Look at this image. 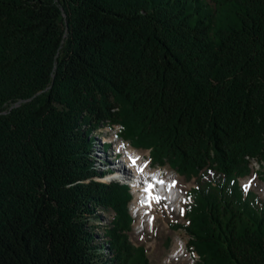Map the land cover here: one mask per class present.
<instances>
[{
	"label": "trees",
	"instance_id": "16d2710c",
	"mask_svg": "<svg viewBox=\"0 0 264 264\" xmlns=\"http://www.w3.org/2000/svg\"><path fill=\"white\" fill-rule=\"evenodd\" d=\"M116 124L194 181L172 225L198 264H264L239 180L264 163V0H0V264H150L93 160Z\"/></svg>",
	"mask_w": 264,
	"mask_h": 264
},
{
	"label": "rangeland",
	"instance_id": "374dc122",
	"mask_svg": "<svg viewBox=\"0 0 264 264\" xmlns=\"http://www.w3.org/2000/svg\"><path fill=\"white\" fill-rule=\"evenodd\" d=\"M122 130L121 124L114 126H105L94 133L93 144V160L95 166L100 171L105 172V176L109 172H113L118 167H121V151L114 148V143L121 140L125 145H131L133 148L143 151L144 159L150 161L152 168L161 171L163 175H168L176 181V185L169 193L159 195L160 199L156 203L155 211L158 215L153 219L149 212L151 208L149 204H143L146 208L144 217L137 225L138 214L131 211V202L134 197L133 190L128 181H124L118 177L113 179L121 183L129 184L132 191V198L129 202V211L133 216L132 227L128 231V236L134 245H143L146 249L147 257L150 264H198V255L192 252L188 246L189 234L183 228H176L172 223H185V206L191 201L188 191L194 186L193 180H187L185 177L175 171L169 164L161 165L151 162L150 149H143L134 146L129 140L123 139L119 132ZM109 144L106 146V144ZM148 151V152H146ZM105 179V178H103ZM240 183L245 186L251 181L248 189H254L264 197V163L262 161L251 160V172L246 176L240 177ZM114 215L113 211H103L101 218L92 220L96 226V232L100 235L106 222ZM102 219V220H101ZM101 220V221H100ZM158 228V229H157ZM101 238V237H100ZM175 238H178L183 243V253L171 256V249ZM99 240V239H98ZM191 258V259H190ZM185 259V260H184Z\"/></svg>",
	"mask_w": 264,
	"mask_h": 264
},
{
	"label": "bare ground",
	"instance_id": "6f19581e",
	"mask_svg": "<svg viewBox=\"0 0 264 264\" xmlns=\"http://www.w3.org/2000/svg\"><path fill=\"white\" fill-rule=\"evenodd\" d=\"M114 148L120 150L121 153V167H118L113 172H109L104 180H110L114 177H118L123 179L124 181H128L131 185V188L134 193L133 200L131 202V211L133 213L138 214L137 225L139 226L140 221L144 217L146 208L143 207L141 200L149 195V193H145L144 189L149 185H152L150 188L151 196H158L162 193H169L170 190L176 185V181L172 178H169L168 175H163L161 171H158L156 168H152L150 165L149 160L144 159L143 151L137 150L133 148L131 145H125L124 142L118 140L114 143ZM148 152V151H146ZM139 158L136 160V163L133 164L132 160L135 158ZM143 168L144 171L140 172L137 169ZM158 181H163V183H159ZM158 200H151L150 199V208H151V218H155L158 214L155 211L156 203ZM158 229V228H157ZM183 243L178 239L175 238L174 244L171 249V256L182 254L183 253ZM191 259V258H190ZM185 260V259H184Z\"/></svg>",
	"mask_w": 264,
	"mask_h": 264
},
{
	"label": "snow or ice",
	"instance_id": "6c2138e0",
	"mask_svg": "<svg viewBox=\"0 0 264 264\" xmlns=\"http://www.w3.org/2000/svg\"><path fill=\"white\" fill-rule=\"evenodd\" d=\"M137 159H139V158L137 157V158L133 159V160H132V163L135 164ZM137 170L140 171V172H143V171H144V169H143L142 167H141V168H138ZM158 182H159V183H163V181H158ZM250 185H251V181H249V184H247V185L244 186L245 191L248 190V188H249ZM151 187H152V185H149L148 187H146V188L144 189L145 193H149V195L145 196V197L141 200V203H142V204H149V203H150V199H151V200H159V199H160V197H158V196H151V194H150V188H151Z\"/></svg>",
	"mask_w": 264,
	"mask_h": 264
}]
</instances>
